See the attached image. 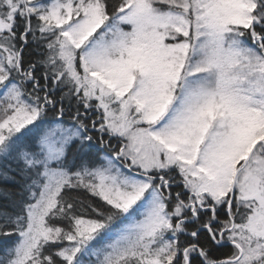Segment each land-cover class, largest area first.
I'll return each mask as SVG.
<instances>
[{
  "label": "snow or ice",
  "instance_id": "1",
  "mask_svg": "<svg viewBox=\"0 0 264 264\" xmlns=\"http://www.w3.org/2000/svg\"><path fill=\"white\" fill-rule=\"evenodd\" d=\"M0 264H264V0H0Z\"/></svg>",
  "mask_w": 264,
  "mask_h": 264
},
{
  "label": "trees",
  "instance_id": "2",
  "mask_svg": "<svg viewBox=\"0 0 264 264\" xmlns=\"http://www.w3.org/2000/svg\"><path fill=\"white\" fill-rule=\"evenodd\" d=\"M80 196H81L82 198H84V197H87V196H88V194H87V193H85V192H81V193H80Z\"/></svg>",
  "mask_w": 264,
  "mask_h": 264
}]
</instances>
